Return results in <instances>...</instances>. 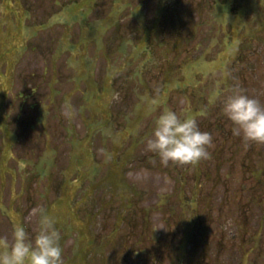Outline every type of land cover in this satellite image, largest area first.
<instances>
[{
    "label": "flooded vegetation",
    "instance_id": "flooded-vegetation-1",
    "mask_svg": "<svg viewBox=\"0 0 264 264\" xmlns=\"http://www.w3.org/2000/svg\"><path fill=\"white\" fill-rule=\"evenodd\" d=\"M233 89L264 107L262 0H0V239L50 229L58 264H264V144L233 135ZM166 110L206 158L147 150Z\"/></svg>",
    "mask_w": 264,
    "mask_h": 264
},
{
    "label": "clouds",
    "instance_id": "clouds-1",
    "mask_svg": "<svg viewBox=\"0 0 264 264\" xmlns=\"http://www.w3.org/2000/svg\"><path fill=\"white\" fill-rule=\"evenodd\" d=\"M221 110L233 124V135L264 144V107L256 98L242 89H233ZM153 125L146 148L156 154L161 164H193L207 157L206 145L211 137L199 130L195 120L183 119L177 112L166 110L154 119ZM41 223L50 221L43 218ZM56 240L57 234L50 229L42 228L30 238L23 228L17 227L11 243L0 239V247L6 249L0 252V264H58L60 250Z\"/></svg>",
    "mask_w": 264,
    "mask_h": 264
}]
</instances>
